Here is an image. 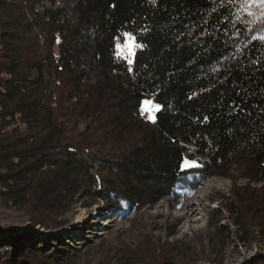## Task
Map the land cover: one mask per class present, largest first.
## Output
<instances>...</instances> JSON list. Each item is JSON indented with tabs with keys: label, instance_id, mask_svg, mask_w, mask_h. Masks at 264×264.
<instances>
[{
	"label": "trees",
	"instance_id": "trees-1",
	"mask_svg": "<svg viewBox=\"0 0 264 264\" xmlns=\"http://www.w3.org/2000/svg\"><path fill=\"white\" fill-rule=\"evenodd\" d=\"M262 13L246 0H0V200L49 227L77 199L135 213L244 181L227 210L264 237ZM125 32L143 45L131 64L116 55ZM144 99L161 106L155 122ZM52 240L1 238L0 264L76 259Z\"/></svg>",
	"mask_w": 264,
	"mask_h": 264
},
{
	"label": "rangeland",
	"instance_id": "rangeland-1",
	"mask_svg": "<svg viewBox=\"0 0 264 264\" xmlns=\"http://www.w3.org/2000/svg\"><path fill=\"white\" fill-rule=\"evenodd\" d=\"M243 184L214 178L178 202L163 201L135 213L77 199L61 217L48 216L49 227L31 225L27 208L0 200V239L26 237L54 250L55 237L78 250L70 264H252L264 259V237L235 225L236 214L245 220L249 211L227 210Z\"/></svg>",
	"mask_w": 264,
	"mask_h": 264
},
{
	"label": "snow or ice",
	"instance_id": "snow-or-ice-1",
	"mask_svg": "<svg viewBox=\"0 0 264 264\" xmlns=\"http://www.w3.org/2000/svg\"><path fill=\"white\" fill-rule=\"evenodd\" d=\"M246 5L249 8L253 5H258L261 8H264V0H246ZM251 14L252 13L249 12V15ZM262 15H264V13H262ZM123 36L125 42L122 45L117 43L116 55L118 58L126 59L128 63L131 64L136 49L142 48L143 45L137 41L136 36L131 32H125L123 33ZM262 39H264V37H262ZM160 107L159 104L154 103L152 100L145 99L140 106V112L141 114L147 113V119L155 122V113L160 110ZM179 166L182 169H190L192 167H197L198 162L185 158Z\"/></svg>",
	"mask_w": 264,
	"mask_h": 264
}]
</instances>
